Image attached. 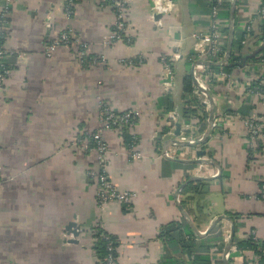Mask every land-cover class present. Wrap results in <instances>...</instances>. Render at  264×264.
Wrapping results in <instances>:
<instances>
[{"label": "crops", "instance_id": "0c3cea01", "mask_svg": "<svg viewBox=\"0 0 264 264\" xmlns=\"http://www.w3.org/2000/svg\"><path fill=\"white\" fill-rule=\"evenodd\" d=\"M64 1L10 0L8 4L4 30L9 72L0 89V264H96L92 245L99 229L116 238L117 264H190L192 256L183 254L179 231L184 238L195 234L178 205L202 236L195 235V247L212 248L211 264L228 261L236 244L251 232L264 243V201L258 199L264 184V136L251 143L245 127L253 116L264 118V102L248 90L262 76L264 85V64H247L228 79L218 77L207 85L202 75L206 66H195L191 75L198 60L189 57L196 55L198 41L210 36L211 0H170V13L153 19L150 0H130L128 41L110 45L106 41L115 19L110 7H100V0H82L68 19ZM260 2L236 3L235 34L244 33L247 24L256 34L241 42L246 54L261 47L256 39ZM4 5L5 0H0V13ZM224 22L228 28V20ZM64 29L88 46L90 58H103L104 64L79 65L71 46L48 54L50 41ZM227 41L228 34L223 46ZM225 52L226 47L222 60ZM161 57L172 64L171 75ZM128 61L134 66L129 67ZM185 75L192 76L194 90L197 81L205 85L214 104L206 142H201L209 127L205 95L193 90V95L204 96L208 112L204 132L194 127L195 120L186 125L180 118L186 102L181 96ZM102 103L117 113H138L128 134L137 138L141 160L129 159L123 133L102 125ZM176 124L180 136L175 139ZM163 130L168 132L160 136ZM97 131L108 145L104 166L109 180L121 192L136 193L129 208L96 204L89 173L100 170L97 154L70 145L81 134ZM172 140L193 146H175ZM199 151L206 152L204 158L218 164L220 171L188 163L198 160ZM191 178L202 180L187 185H205L182 194L186 185L176 197ZM220 216L231 222L221 221L213 233L203 236ZM71 223L78 227V237L67 232ZM172 223L179 229L172 233L175 241L163 240L164 229ZM231 228L232 246L224 257ZM243 255L246 264H255L251 251ZM242 261L238 256L233 264Z\"/></svg>", "mask_w": 264, "mask_h": 264}, {"label": "built area", "instance_id": "2783aa9c", "mask_svg": "<svg viewBox=\"0 0 264 264\" xmlns=\"http://www.w3.org/2000/svg\"><path fill=\"white\" fill-rule=\"evenodd\" d=\"M82 0H65L64 1V14L66 18L70 19L73 17L75 8ZM151 1V17L152 19L156 16H164L170 13L171 2L170 0H150ZM10 0H5V5L2 12L0 13V89L4 87V81L8 76V67L6 65V59L10 56L9 51L5 47V40L7 34L4 30V24L9 11ZM100 7H110L114 14V25L110 34L107 36L106 45H110L114 42L128 41L127 40V11L130 6V0H100ZM226 3V0H211L210 6V36L209 38H202L198 41L195 46V53L198 61H214L221 62L224 54L223 41H225L226 34V23L220 17L221 10ZM256 17L260 20L264 19V6L259 7L256 10ZM225 23V24H224ZM251 26L247 24L244 30L245 40L250 37ZM243 41V44L245 43ZM66 46L73 47L75 52V61L81 66H100L104 64L103 58L91 57L88 54V46L81 43L77 36L69 29H64L60 34L53 40L50 41L48 46V54L53 52L55 49ZM168 58L161 57L160 62L167 71L168 75H171V70L168 63ZM129 67H133L132 61L127 62ZM193 75L194 72H193ZM218 77L222 79H228L229 76L220 71L216 75H212L213 80H217ZM198 85L195 87L194 94H202L199 90L202 89L208 92V89L201 82L197 81ZM196 83V84H197ZM250 93H255L259 96L260 100L264 102V92H258L249 90ZM204 97V96H203ZM99 120L103 126L109 129H115L116 131L123 133L129 132L138 120V113L134 110H127L121 113L113 111L110 107L105 104H100L99 109ZM215 127V124H213ZM247 130V136L251 143L256 142L258 139H262L264 136V118H257L255 116L249 118L245 122ZM133 137L132 143L128 149H126L129 159L131 161H138L142 159V155L138 148L137 138ZM70 145L72 147H80L83 151H95L97 154V162L100 165V170L95 172L91 171L89 176L93 179L95 186V202L99 207H103L107 204H118L129 208L136 197L135 192H121L119 191L109 180L106 167L104 166L107 154L108 145L102 136L101 131H97L92 134H81L80 136L71 140ZM258 199L264 201V184L260 188ZM253 239L257 240L255 235ZM264 254V251H262ZM257 258H255L256 264ZM105 264H117V258L109 255L106 259ZM264 264V263H263Z\"/></svg>", "mask_w": 264, "mask_h": 264}, {"label": "trees", "instance_id": "16d2710c", "mask_svg": "<svg viewBox=\"0 0 264 264\" xmlns=\"http://www.w3.org/2000/svg\"><path fill=\"white\" fill-rule=\"evenodd\" d=\"M260 6H264V0H261ZM228 9H229V0H226V3L224 4L220 17H222L223 20H228ZM236 23L234 20V31H235ZM226 35L228 34V28L224 31ZM256 35L253 33V31L250 34V37H253ZM256 39L261 43V47L256 48V52H250L249 53H243V47L241 45V42L245 40L244 33L240 35H236L234 32V40L232 45V51L230 53V56L227 61L223 64V66H209L205 67L206 71L204 76H206V82H204L206 85L213 82L212 75L218 74L223 72L224 74L231 76L233 71L239 68H242L243 66L251 63H263L264 64V19L261 20V25L258 28V33L256 36ZM225 44L223 46V49L225 51ZM252 55V56H251ZM193 57V59L191 58ZM250 57V58H249ZM189 58L192 59V61L198 60L197 56L195 54H192ZM246 60V61H245ZM207 62H212L207 61ZM169 67L172 73L173 67L172 64L168 61ZM263 77V76H262ZM262 77H259L257 80L253 81L248 90H254L258 92H264V85L261 84ZM182 89H181V96L182 98L186 99V102L184 103L183 108L180 111V118L186 125H191V121L195 120L194 127L198 129L199 133H202L206 130L207 126V119H208V112L206 110V106L203 104L204 97L203 96H195L193 95L194 90V84L192 76L185 75L182 79ZM209 92V91H208ZM169 111L173 110V106L171 105L168 107ZM229 114H231L229 112ZM170 126L167 127L169 130ZM168 130H163L160 134V136L166 134ZM186 136L190 134V132H185ZM123 141H124V147L125 149H128L129 146L132 143L133 137L128 134L127 132H123L122 134ZM203 150V148H201ZM200 185H205L202 182H198L197 184H189L187 185L183 191L182 194H188L192 192H196L198 190V187ZM262 186V184H261ZM260 186V188H261ZM231 219L238 218V215H232L227 214ZM96 234H93V245L92 250L94 253V256L97 260L96 264H105L106 259L109 255H112L114 258H117V252H116V238L107 234L103 230L99 229ZM179 231L177 226L175 224L169 225L167 228L164 229L163 232V240L167 239L169 241H175L173 240L172 233ZM213 233V231H212ZM187 237V238H186ZM186 237H182V234L179 231V241L182 245V251L183 254H186L188 257L192 256V260L190 261V264H211V259L208 257L209 251L212 249L211 247H203V248H196L194 245V241L196 238L195 235L189 233L186 235ZM236 252L231 253L228 258V263L233 264V261L236 257L240 256L243 257L244 261V255L243 252L245 251H251L255 257L257 258L256 264H263L264 263V254H262V251H264V243L259 242L258 240L253 239V235H250L247 237L246 240L239 241L236 244ZM197 252H205L204 256L195 255L193 256V253ZM242 261V262H243ZM243 264H246L245 261Z\"/></svg>", "mask_w": 264, "mask_h": 264}, {"label": "water", "instance_id": "95a60500", "mask_svg": "<svg viewBox=\"0 0 264 264\" xmlns=\"http://www.w3.org/2000/svg\"><path fill=\"white\" fill-rule=\"evenodd\" d=\"M236 3H237V0H230V2H229L228 41H227L226 52H225V56H224L223 60L221 62H219V63L197 61V62L193 63V65H192L191 75L193 73V69H194L195 66L202 65V66H206V67H209V66L219 67L222 63L224 64V62L227 61V59L229 58L231 50H232L233 38H234V18H235ZM199 90H200V92L203 95L206 96V99H207V102H208V105H209V108H210V111H209V127H208V130L206 131V133L204 135L203 140L201 141V142H206V140L209 138L211 125H212L213 119H214V104L212 102V98H211L210 94L207 91H204V90H202L200 88H199ZM179 136H180V124H176L175 130H174V133H173V137L176 139ZM171 142L173 143V145L179 146V147L193 146V144H190V143H187V142L186 143H180V142H177L176 140H172ZM205 156H206V152L199 151L196 154V157H197L198 160L193 161V162H188V163H190V164H198V165H211V166H215L220 171V168L218 167V164L214 163L210 159L204 158ZM200 180H202V178H191L190 180H188L185 184H183L179 188V191H177L176 197L179 195L181 189L184 188V186H186L188 183L197 182V181H200ZM178 208L180 209L183 218L187 221L188 225L190 226V228L192 229L194 234L197 237H202L196 231V229L194 228L192 223L188 220V217H187L186 213L183 211L182 207L180 205H178ZM221 221H229V222H231V220L229 218L225 217V216L217 217V218H215L212 221V223L210 224L208 230L205 232V234H203V236L208 235L214 229V227ZM67 232L69 234H73L74 237H78V235H79V229L74 223H71L67 227ZM233 236H234V229L231 228L230 238H229V241H228V243H227V245L225 247L224 253H223L224 257L230 253V249H231L232 241H233ZM223 261H224V264H228L227 259L224 258Z\"/></svg>", "mask_w": 264, "mask_h": 264}]
</instances>
